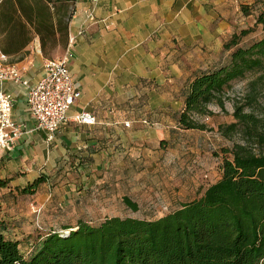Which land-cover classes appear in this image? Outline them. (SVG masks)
<instances>
[{
  "label": "crops",
  "instance_id": "0c3cea01",
  "mask_svg": "<svg viewBox=\"0 0 264 264\" xmlns=\"http://www.w3.org/2000/svg\"><path fill=\"white\" fill-rule=\"evenodd\" d=\"M243 1L75 0L68 23V37H73L68 67L81 94L51 139L27 107L26 86L0 84L12 95V119L25 130L13 149L0 150V180H6L0 185L1 208L6 207L1 198L12 200L0 212L6 225L0 232L16 239L36 232L40 226L28 230L21 222L23 204L27 208L28 202L42 199L44 210L57 209L63 195L69 196L64 188L110 183L106 174L125 166L129 155L139 157L146 154L147 143L169 140L183 105L180 94L195 72L223 56L235 17L243 18ZM87 10L94 13L93 21L86 19ZM6 57L30 84L41 77L38 38L21 59ZM78 111L94 114L95 123L74 121L71 116ZM97 172L106 177L97 179ZM41 174L44 180L23 194L21 189Z\"/></svg>",
  "mask_w": 264,
  "mask_h": 264
},
{
  "label": "trees",
  "instance_id": "16d2710c",
  "mask_svg": "<svg viewBox=\"0 0 264 264\" xmlns=\"http://www.w3.org/2000/svg\"><path fill=\"white\" fill-rule=\"evenodd\" d=\"M74 2L0 0L1 52L17 61L35 38L43 56L66 48ZM258 3L241 4L242 15ZM256 23L264 26V10ZM251 30L234 31L223 43L222 61L194 73L182 91L179 127L206 129L196 117L212 115V103L224 109L229 83L263 67L264 34L239 45ZM233 115L235 121L220 129L230 136L244 125L256 136L257 149L241 142L223 148L220 175L201 195L153 218L106 216L96 224L78 220L75 226L39 228L19 239L0 232V264H264V130L258 131L254 117L240 105ZM43 180L41 174L21 192L29 193ZM124 201L136 208L129 198Z\"/></svg>",
  "mask_w": 264,
  "mask_h": 264
},
{
  "label": "rangeland",
  "instance_id": "374dc122",
  "mask_svg": "<svg viewBox=\"0 0 264 264\" xmlns=\"http://www.w3.org/2000/svg\"><path fill=\"white\" fill-rule=\"evenodd\" d=\"M253 1L243 2L251 4ZM263 1L259 0L262 4L248 7V16L235 17L236 32L252 27L248 34L241 37L239 45H246L264 34V26L256 23L257 15L264 10ZM64 51L65 48L56 47L48 55L42 56L44 60L57 58ZM236 104L242 107V112L254 117L258 131L264 130V65L229 83L225 89L224 109L212 103L209 105L212 115L196 117L206 124V129H183L176 125L169 140L147 143L146 154L140 152L141 155L137 157V153L133 152L125 166L114 168L106 174L112 182L92 184L91 187V183H88L86 188L75 187L77 189L66 187L64 190L69 196L64 194L63 200L60 198L62 204L57 209L55 206H45L44 210L42 199L28 202L27 208L23 204L21 222L30 230L37 228V225L40 229L43 226L56 229L75 226L78 220L96 224L106 216L153 218L201 195L220 175L223 148L230 147L233 142H241L257 149L256 136L246 131L244 125L238 126L230 136L220 129V126L235 121L233 111ZM103 175L100 172L95 174L97 179L105 178ZM116 176L121 178L114 180ZM124 197L135 203L136 208L125 203ZM1 199L6 207L1 208V203L0 212H6L12 200L9 197ZM13 201L16 203L15 199Z\"/></svg>",
  "mask_w": 264,
  "mask_h": 264
},
{
  "label": "built area",
  "instance_id": "2783aa9c",
  "mask_svg": "<svg viewBox=\"0 0 264 264\" xmlns=\"http://www.w3.org/2000/svg\"><path fill=\"white\" fill-rule=\"evenodd\" d=\"M86 19H95L92 10L86 11ZM73 37H68L64 53L57 58H47L43 62V73L30 84L20 74L15 64L7 62L5 54L0 52V84L11 81L25 85L26 104L36 119L37 127L44 129L51 139L54 132L67 121L69 108L80 97V89L74 84L68 67L72 56ZM13 98L9 92L0 90V150H11L25 132L21 124L12 119ZM74 121L84 124L95 123L91 112L78 111L72 116ZM128 125V123H125Z\"/></svg>",
  "mask_w": 264,
  "mask_h": 264
}]
</instances>
